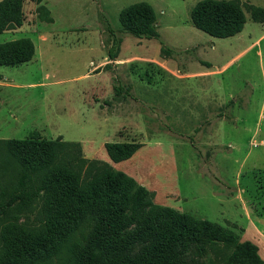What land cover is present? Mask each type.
Segmentation results:
<instances>
[{
  "label": "rangeland",
  "instance_id": "obj_1",
  "mask_svg": "<svg viewBox=\"0 0 264 264\" xmlns=\"http://www.w3.org/2000/svg\"><path fill=\"white\" fill-rule=\"evenodd\" d=\"M198 1L24 0L22 25L0 43L29 38L34 55L0 66V140L77 142L85 159L143 186L148 208L208 220L263 247L264 22L251 9L264 0H225L245 16L242 31L225 39L192 25ZM139 2L153 8L157 38L120 32V11ZM108 27L121 38L114 61ZM117 86L129 95H116ZM124 142L140 148L111 162L104 144ZM177 264L223 263L190 249Z\"/></svg>",
  "mask_w": 264,
  "mask_h": 264
},
{
  "label": "trees",
  "instance_id": "obj_2",
  "mask_svg": "<svg viewBox=\"0 0 264 264\" xmlns=\"http://www.w3.org/2000/svg\"><path fill=\"white\" fill-rule=\"evenodd\" d=\"M23 1H0V34L22 25ZM251 11L264 22V9ZM190 21L210 37L225 39L242 31L245 16L236 1L200 0ZM118 22L122 33L157 38L155 12L146 2L123 8ZM107 32V57L114 61L121 38L109 27ZM33 55L29 38L0 43V66H20ZM125 87L114 88L115 94L129 95ZM139 148L104 144L113 163L130 159ZM147 196L123 172L85 159L77 142L37 135L0 140V264H177L190 249L209 250L223 264H264L258 247L240 242L232 230L170 208H148Z\"/></svg>",
  "mask_w": 264,
  "mask_h": 264
},
{
  "label": "crops",
  "instance_id": "obj_3",
  "mask_svg": "<svg viewBox=\"0 0 264 264\" xmlns=\"http://www.w3.org/2000/svg\"><path fill=\"white\" fill-rule=\"evenodd\" d=\"M257 230V229H256ZM257 232L259 233V234H261L258 230H257ZM253 243V242H252ZM254 244L258 247V254H261L262 252H263V254H264V251H263V247H264V241H262L261 240V245H263V247H261L257 242L255 243L254 242ZM262 251V252H261ZM260 256V255H259ZM261 257H262V254H261ZM261 259H263V258H261ZM264 260V259H263Z\"/></svg>",
  "mask_w": 264,
  "mask_h": 264
}]
</instances>
